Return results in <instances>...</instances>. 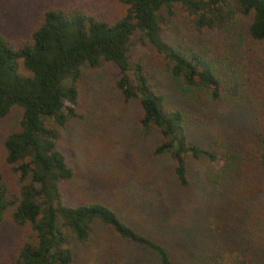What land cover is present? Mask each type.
<instances>
[{
    "label": "trees",
    "instance_id": "obj_1",
    "mask_svg": "<svg viewBox=\"0 0 264 264\" xmlns=\"http://www.w3.org/2000/svg\"><path fill=\"white\" fill-rule=\"evenodd\" d=\"M119 1L125 9L115 19L93 15L84 5H51L40 11L26 37L10 40L0 33V118L6 117L13 106L21 111L16 128L3 137L0 167V224L7 221L18 231L11 264H71L74 243L87 241L94 221L107 225L120 239L152 254L157 264H183L177 254L167 249L156 228L137 220V211L129 209L124 213L99 201L75 204L63 201L60 184L69 181L73 171L58 148L59 130L76 117V81L84 65L95 67L105 60L115 66V87L123 99L138 101L140 128L144 132L151 128L157 131L159 142L153 152L169 155L171 175L177 185L189 186L187 158L207 160L203 184L222 185V221L230 210V199L240 190L238 181L245 166L242 159L227 153V161L211 170L209 163L226 150L199 146L190 140L185 129L186 109L193 102L190 99L196 91L204 94V90L210 98H219L225 83L220 75L223 71L206 53L161 40L159 18L160 12L170 15L173 7L178 6L189 26L200 34L202 30L226 28L234 18L249 16L239 54L234 60L228 57L226 80L238 77L237 98L247 99L244 104L249 109L253 108L252 102L256 106L259 102L261 108L264 107V0ZM135 32L165 60L169 76L185 92L180 96L192 95L183 106L168 102L166 95L143 72L141 64L130 63L126 44ZM258 134L255 156L259 165L264 166V129ZM128 180H118L117 185ZM217 215L213 220L215 230L208 232V239L204 226L196 233L191 242L199 255L187 262H207L210 246L215 249L223 245L224 233L218 226L221 220ZM260 218L262 228H255L254 234L249 232L252 243L256 239L251 247L254 253L261 244L264 246V219L255 214L252 221L256 220V225ZM169 227L176 244L189 245V233ZM246 228L245 233L249 231ZM236 229H239L237 225L226 233L230 234L226 242L239 245L235 246L239 250L245 249L248 240L243 242ZM113 251L112 254H118L117 250ZM216 254L220 256L217 250ZM129 263L127 259L121 264Z\"/></svg>",
    "mask_w": 264,
    "mask_h": 264
},
{
    "label": "rangeland",
    "instance_id": "obj_2",
    "mask_svg": "<svg viewBox=\"0 0 264 264\" xmlns=\"http://www.w3.org/2000/svg\"><path fill=\"white\" fill-rule=\"evenodd\" d=\"M51 5H84L93 15L110 19L118 18L125 9L119 0H0V33L10 40L26 37L40 11ZM160 14L161 40L172 45L191 46L195 51L206 53L211 62L221 67L223 73L220 75L225 83L219 98H210L205 90L204 94L196 91L193 97L180 96L185 92L169 76L165 60L153 46L143 43L137 32L126 44L127 56L131 64H141L143 72L166 95L168 102L183 106L192 97L193 102L186 109L188 137L199 146H218L226 150L209 163L211 170L227 161V153L237 155L242 164L245 163L243 177L238 181L240 190L230 199L226 220L222 221V185L205 187L203 184L207 160L187 158L189 186L177 185L171 175L169 155L153 152L154 145L159 142L157 131L151 128L144 132L140 128L138 101L121 97L115 87L116 68L105 60L95 67L81 66L76 81V117L59 130L58 148L73 171L72 178L60 184L63 201L66 204L99 201L124 213L129 209L137 211V220L156 228V234L165 240L162 241L167 249L177 254L183 264H195V260L187 262L199 255L191 241L201 226L206 229V239L209 238L208 232L215 230L213 220L217 213L224 243L215 249L210 246L208 261L202 264H264V246L261 244L255 253L254 248L251 249L256 243V239L252 243L251 233L263 226L261 218L256 225L252 218L258 214L264 219V166L259 165L255 156L258 133L264 129V107L252 102L253 108L249 109L244 104L247 99L237 98L238 77L226 80L228 57L234 60L239 54L250 18L240 16L226 28L202 30L198 34L178 6L173 7L170 15L164 11ZM20 115L19 107L13 106L6 117L0 118V167L3 137L16 128ZM123 178L129 180L118 186ZM127 215L132 217L130 213ZM235 225L239 228L237 233L243 236L242 241L248 240L245 249L240 247L242 250H239V245L226 242L230 235L226 233ZM169 226L189 233V245L176 244ZM246 227L249 228L247 233ZM17 235L11 223L0 224V264H11ZM114 249L117 255L112 254ZM73 254L71 264H121L127 259H130L129 264H157L152 254L120 239L98 221L90 225L87 241L74 243Z\"/></svg>",
    "mask_w": 264,
    "mask_h": 264
}]
</instances>
